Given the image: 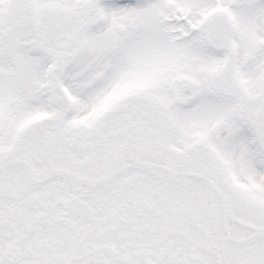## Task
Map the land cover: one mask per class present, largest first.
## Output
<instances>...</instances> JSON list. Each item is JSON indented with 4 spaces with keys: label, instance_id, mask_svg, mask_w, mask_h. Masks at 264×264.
<instances>
[{
    "label": "snow or ice",
    "instance_id": "1",
    "mask_svg": "<svg viewBox=\"0 0 264 264\" xmlns=\"http://www.w3.org/2000/svg\"><path fill=\"white\" fill-rule=\"evenodd\" d=\"M0 264H264V0H0Z\"/></svg>",
    "mask_w": 264,
    "mask_h": 264
}]
</instances>
